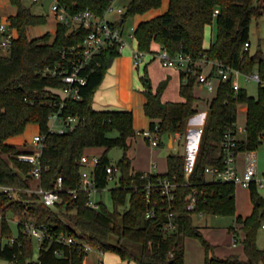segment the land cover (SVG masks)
Returning a JSON list of instances; mask_svg holds the SVG:
<instances>
[{
    "label": "trees",
    "instance_id": "obj_1",
    "mask_svg": "<svg viewBox=\"0 0 264 264\" xmlns=\"http://www.w3.org/2000/svg\"><path fill=\"white\" fill-rule=\"evenodd\" d=\"M114 0H59L71 15L85 10L93 11L103 18ZM17 13L9 18L10 25L17 29L18 38L9 54L0 52V185L21 189L20 200L0 192V213H20L29 209L38 224H45L51 238L40 245L37 261H33L36 243L22 233L18 226L17 242L7 239L13 235L11 224L2 225L5 240L0 250L2 261L14 264H84L88 254L79 244L65 245L57 242L61 234L85 240L98 250L118 254L130 264H185L186 239L197 238L205 249L206 264H264V248L258 245L259 231L264 225V197L258 192L257 182L249 190L254 204L253 212L246 218L237 217L245 259L233 254L216 256L213 246L195 224L194 216L202 214L235 216L236 184L221 180H210L206 169L225 168L222 141L226 133L237 132L239 109L247 108L246 138L238 140L235 151H257L264 138V51L261 47L251 52V27L254 19L264 15V0H170L169 9L135 29L137 49L155 54L154 44H159L170 57L189 55L194 62L200 60L221 62L244 75L258 73L260 77L257 97L241 86L236 91L233 81H220L216 95L210 102L209 114L201 136L194 169L187 175L185 156L171 153L167 157L168 170L164 174L134 171L128 152L130 140L136 137L134 114L128 110H97L94 107L95 93L102 85L113 60L122 54L112 46L95 55L83 71L87 77L80 86V99L61 98L59 91L65 83L58 73L45 74L48 68L71 67L70 62L81 58L82 44L89 29L58 23L55 33L47 32L40 37H31L30 29L46 25L48 16L36 14L24 0H10ZM163 0H131L126 5L122 21L116 24L122 30L130 18L159 9ZM1 23V18H0ZM217 24V34L209 47L204 44L208 26ZM76 48L73 52L71 49ZM140 66L137 67L139 71ZM201 68H197V73ZM184 80L180 94L183 102H164L162 96L169 79L162 81L156 89L149 79L147 65L143 80V93L147 98L145 114L151 119L150 128L157 125L161 137L180 134L184 136L190 119L196 114L198 97L195 88L198 74L181 72ZM63 115L77 116L78 126L64 134L49 130L50 116L60 109ZM30 124L40 127L44 137L41 161L44 170L41 186L55 187L59 177L63 178L64 190L60 201L47 206L35 193L31 171L33 165L20 161L17 156L30 151L8 141L23 135ZM117 132V136H112ZM160 141V145H162ZM105 148L96 167L98 187L103 191L109 184L107 168L116 166L113 173L118 185L112 189L114 209L104 203L99 208L89 205L90 195L79 191L82 166L81 158L91 148ZM120 147L122 158L115 164L108 157V150ZM169 179L177 185L175 201L170 209L162 203L155 186L161 179ZM152 185L151 189L148 186ZM78 190L77 197L69 191ZM158 201L155 214L147 217L153 207L148 193ZM196 192V208L188 210V196ZM129 199V205L126 206ZM126 206L123 210L121 207ZM173 213L178 223L177 230L166 232L164 227ZM230 231L237 232L232 227ZM60 253V254H57Z\"/></svg>",
    "mask_w": 264,
    "mask_h": 264
},
{
    "label": "built area",
    "instance_id": "obj_2",
    "mask_svg": "<svg viewBox=\"0 0 264 264\" xmlns=\"http://www.w3.org/2000/svg\"><path fill=\"white\" fill-rule=\"evenodd\" d=\"M33 3H40L43 0H31ZM129 2L131 0H128ZM109 12H116L119 15V19L115 22H111L107 19ZM126 12V6L119 7L116 5L115 1L108 8L105 16L103 18L98 17L93 11L85 10L81 13L71 15L67 11L66 7L62 5L59 0H53L51 5V14L53 15L56 23L69 24L77 27H83L90 30L89 35L82 44L81 58L71 61V67H55L54 69L48 68L45 70V74L50 73L57 75L58 73L62 77L65 83V88L59 91L61 98L66 100L68 98L80 99V86L84 85L87 81V77L83 75V71L87 68V65L92 61L95 55L101 53L105 49L117 46L119 52L122 54L125 48H128V42L125 37L124 30L117 26V22L122 20L123 14ZM134 32L129 34V37L135 38V29L132 28ZM18 38L17 29L13 28L9 21L0 23V52L5 55L9 52L14 41ZM251 47L248 43L246 48ZM73 52L76 48L71 49ZM147 53L139 51L137 48H132L133 62L136 67L141 66L147 57ZM158 57L162 60L164 66L176 67L186 73L198 74L197 83L198 85L205 86L210 91L216 89V76L220 81H233V87L236 91L241 88V78H245L247 81L254 80L260 82V77L258 73H253L251 75H244L238 70H234L231 67L216 61H207L205 59L194 62L189 55L179 54L176 57H170L167 51L162 50L158 53ZM205 61L206 64L212 66V73L206 74L201 70L197 73V68L199 63ZM65 106V102H62L60 109L54 112L49 118V130L53 133L64 134L66 132L73 131L79 124L80 119L77 116H66L62 113V108ZM137 134L141 135L143 139L148 142L152 147H159L161 141V134L159 126L155 128H148L142 130ZM43 140L44 137L38 133L33 139V149L30 151L21 152L17 158L25 163H30L33 165L31 171V176L34 181L33 186L28 189L29 193H35L39 196L40 201L47 206L56 205L61 199V192L64 190L63 178L59 177L55 183V187L47 189L42 187L41 180L42 175L46 167H44L41 161V155L43 150ZM238 140V130L237 132L230 131L225 134L222 141V153L224 156L225 168L223 170L215 167H208L206 169L207 175L211 176V180H221L223 182H232L236 185H240L244 188L249 189L252 182H257L259 188H264V170L259 173L258 170L253 166H248L244 171H241L238 167L237 161L239 154L236 153L235 148ZM99 155L96 154H84L81 158L80 164L82 166L81 179L79 191L88 193L91 197L89 205L93 208H99L100 204L95 202L93 196L95 193L101 190L98 187L96 179V167L100 161ZM195 164V163H194ZM194 164L187 162L186 172L190 175L194 169ZM113 173H119V169L116 166H109L107 168L108 180L115 181L117 178L114 177ZM261 175V177H260ZM118 181V180H117ZM153 186L149 185L148 189ZM159 193V197L162 203H167L172 208V205L176 197L177 185L171 180L165 178L158 181L155 186ZM21 189L0 185V192L7 193L14 200L19 201V191ZM78 190H70L69 192L77 197ZM148 201H152L153 207L149 210L147 217H151L155 214L156 207H158L159 202L153 201L151 199L150 192L148 193ZM196 192H193L188 196V210L194 211L196 208ZM17 213H14V215ZM21 216L15 217L16 224L22 226V233L33 240L39 246L46 240L51 238L49 228L45 224H38L35 216L31 214L29 209H25L20 214ZM201 215V214H200ZM14 218V219H15ZM7 221L12 224V219L8 214L0 213V250L3 246L4 239L2 237V225L3 222ZM178 223L175 220L174 214H169V221L164 227L166 232H173L177 230ZM264 229V225H263ZM19 235V234H18ZM18 235H12L8 240L10 244L17 242ZM57 242L65 245L79 244L83 250L88 254V256L97 251L100 254L104 252L98 250L90 243L85 240L61 234L57 238ZM60 254V253H57ZM87 256V257H88ZM103 264V263H100Z\"/></svg>",
    "mask_w": 264,
    "mask_h": 264
},
{
    "label": "rangeland",
    "instance_id": "obj_3",
    "mask_svg": "<svg viewBox=\"0 0 264 264\" xmlns=\"http://www.w3.org/2000/svg\"><path fill=\"white\" fill-rule=\"evenodd\" d=\"M53 0H44V6L38 5V3H33L31 0H24V3L27 6H32L34 8V11L36 12H41L44 14L50 13L51 14V5H52ZM122 1V2H121ZM119 6L126 5L129 3L128 0H121ZM6 0H0L1 4H4ZM169 2L170 0H163V5L159 9H153L147 13V20L153 19L163 13H165L169 9ZM168 3V8L165 10L166 4ZM164 11V12H162ZM116 16V12H109V18L114 19ZM141 16H136L134 18H130L127 20L126 25L124 27V33L126 40L128 42L129 48H125L123 51V56H129L131 55V50L134 46V48H137V41L136 38H131L129 37V34L134 32L132 28L136 29L137 23L136 20L140 18ZM54 27V23L51 21L47 25H42L39 26L38 28L31 29L30 35L31 37H37L40 34H44L48 30L52 29ZM53 33V32H52ZM217 34V24L214 23L213 26H208L205 31V40L204 44L206 47H209L212 38ZM261 47L264 51V15L260 19H254L252 23V30H251V52L254 53L257 51V49ZM9 52L5 53V55H8ZM146 62L140 66L139 71L136 70V86L137 88L143 87V80L142 76L144 75L145 71V66L149 63V67L152 70L151 75L149 74V79L151 81L152 86L155 84L157 85L156 82L157 79L161 74L164 73L166 68L163 66L159 58H156L154 60H151L150 57L145 60ZM152 66V67H151ZM110 70V67L108 71ZM107 71V73H108ZM241 85L243 88H245L248 93L252 96L257 97L258 91H259V82L250 80L247 81L245 78H241ZM101 86L95 93V98L98 97L99 92H100ZM195 91H200L202 95L206 96H213L214 94L216 95V92L209 93L206 90L202 89L199 90V86H196ZM205 117L202 118L204 120V127L206 120L208 118L209 110H206L204 112ZM201 120V117H199ZM246 121H247V112L240 107L239 109V114H238V122H237V128H238V138L240 140H244L246 138ZM202 126V125H201ZM33 126H29L24 133V141L25 143L22 146L27 147L28 150L33 149V139L36 135L35 129H33ZM204 129V128H203ZM118 133L115 132L112 134V136H117ZM193 136L195 144L198 146L200 145L201 141V136H202V130L200 128L199 131L192 133L190 132L189 136ZM168 137H165V142L166 146L163 148L160 147H152L148 142H146L143 137L139 134L136 135L135 138L132 140V147L131 151H133L134 156H137L138 159H140L142 162H150L151 159H154L156 157L155 155L158 156L157 158L159 161H161L165 155L168 153ZM186 137L183 140V143H181V146H177L175 150H173V153H185L186 152V147H185V142ZM261 147L253 153V155L250 152H241L238 156V161L241 165L248 163V161H251L252 158H254L255 164L258 167V170L260 173L263 172L264 170V138L262 141ZM105 148L99 147L96 148V150L89 152V154L92 153H98L96 155H102L105 152ZM108 157L112 161L113 164L117 163L123 156V149L120 147H114L110 150H108ZM130 154V152H129ZM132 155V154H131ZM261 177V175H260ZM208 179H211V176H208ZM118 185L117 180L109 182L108 186L100 192L95 193L93 196V199L95 202L101 204L104 203L110 210L114 209V203H113V197H112V189L116 188ZM250 190L247 188H244L240 185H236V215L235 216H220V215H211V214H202V215H195L194 216V221L197 226L201 228V231L204 235V237L213 245L215 246V255H218V251L222 252L226 248H232L234 249L235 252H242L244 251L243 249V244L242 240L244 237V234L242 231H240V225L237 222V217L238 215L240 216H246L248 215L249 211L253 209L254 204L251 199V194L249 193ZM259 194L264 197V188H259L258 190ZM129 205V199L127 200L126 206ZM126 206H123L120 208V210H123ZM239 206V208H238ZM20 213L13 214V213H8V216L10 219H12V230H13V235H18V226L16 224V218L21 216ZM15 218V219H14ZM234 227L236 228V237L239 240V243L237 247L232 246V241H233V235L230 231V229ZM235 236V235H234ZM258 245L260 248H264V229L262 228L259 231V237H258ZM39 248L40 246L38 244L35 245L34 249V254H33V261H37L38 256H39ZM109 253V254H108ZM186 253L188 256V261H194V264H198V261L202 262V259L204 260L206 257L205 249L201 243V241L197 238H187L186 239ZM111 254V255H110ZM244 254V253H243ZM91 259L94 260L96 264H98V259L96 253L92 252L91 254ZM117 258L122 260L121 257L113 252H106V255H104V260L105 264H112L113 261H117ZM224 258V257H223ZM123 261V260H122ZM132 263V262H131ZM135 263V262H134ZM1 264H14L13 262L9 261H2ZM123 264L124 261H123ZM203 264V263H202Z\"/></svg>",
    "mask_w": 264,
    "mask_h": 264
},
{
    "label": "crops",
    "instance_id": "obj_4",
    "mask_svg": "<svg viewBox=\"0 0 264 264\" xmlns=\"http://www.w3.org/2000/svg\"><path fill=\"white\" fill-rule=\"evenodd\" d=\"M114 1H115L116 5H118V4H120L121 0H114ZM44 3L45 2L43 0L40 3H38V5L40 4V6L43 7ZM126 5H124V6H126ZM121 6L122 5H120L119 7H121ZM31 8H32V11L36 14H44L41 12L34 11V8L32 6H31ZM167 8H168V3L166 4L165 10H167ZM162 12H164V11H162ZM16 13H17V8H16V6L11 4L10 0H6V2H4V4L0 3L1 22H7L9 20V18L11 16L16 15ZM44 15L48 16V23L47 24H49V22H51V21L54 23V27L52 29L48 30L47 32L55 33L57 23H56L53 15L50 13H47ZM146 15H147V13L144 15H138L141 17L136 20L137 26L139 23L147 20ZM107 19L110 20L111 22H115L119 19V15L116 13L115 18L110 19L109 14H108ZM38 27L39 26L32 27L31 29L38 28ZM31 29H30V31H31ZM251 30H252V27H251ZM47 32H45L44 34H46ZM44 34H40L37 37H40ZM132 48H134V46ZM132 48H130L131 55H129V56L121 55V56H119L113 60L112 64L110 65V70L106 74L104 81L101 85L99 95L97 98H95L94 107L97 110H128V111H132L134 114V128L137 132H140L142 130H146V129L150 128L151 119L149 117H147L145 114L144 107H145V104L147 102V98H146L145 94L143 93V87L137 88V86H136V70H137V67L134 65V62H133ZM153 50L156 53L155 54H148L146 59L149 57L151 60L159 58L158 53L160 51H162L161 46L159 44H154ZM160 61L162 63L161 59H160ZM164 67L166 68V70L164 71L163 74H161L159 76V78L156 81L159 83H157V85L154 84L153 88L156 89L162 81L169 79V85H168L167 89L164 91V94L162 96V100L164 102H183L184 98L180 94V88H181V85L184 81L182 79V75H181L182 70H180L176 67H168V66H164ZM199 67L206 74L212 73V71H213L212 66L209 64H206L205 61H201L199 63ZM147 70H148V73L151 75L152 70L149 67V63L147 64ZM215 78H216V89L215 90L210 91L205 86L197 85V86H199V90L204 89L207 92L214 94L216 92L218 84H219V80H218L217 76ZM195 94L198 97V101L195 104V108H196L197 112L190 119L186 134L184 136H182L180 134H175L172 136L171 135H165V136L161 137V141L163 144L160 145L159 147L163 148L166 146L165 137L169 136L168 137V149H169V151L161 161H159V159L157 158V156H158V153H157V155H155L156 157H154V159H151L150 162L144 163L140 159H138L137 156L133 155L135 153H133V151H131V148H130V150H129L130 154L128 152V155H129L130 159L132 160V168L134 171H140V172L152 173V174H164V173H166L168 170V165H167L168 155L173 153V150H175V148H177V146H179V147L181 146V143H183V140L185 137H186V140H185L184 144L186 147V152L185 153H179V154L185 156L187 159V162H189L190 164L195 163L200 145L198 146L197 144H195L193 136L192 135L189 136V134L191 131H192V133L199 131L200 128H201L202 133H203L205 121L202 120V118L205 117L204 112L206 110H209L210 102L213 99V97L215 96V94L213 96L202 95V93L200 91H197V92L195 91ZM241 108H243L245 111L247 110V108L245 106H242ZM199 117H201V120L199 119ZM29 126L34 127L33 129H35L36 134L40 133L39 125L30 124V125H28V127ZM23 136H24V134L17 136V137H14V138L10 139L8 142L11 144L21 146L25 143ZM132 140H130L131 147H132ZM94 150H96V148L88 149L86 151V153L89 154V152L94 151ZM254 152H250V153L253 155ZM92 154H98V153H92ZM237 164H238V167L241 171H244L248 166H253L258 170V167L255 164L254 158H252L251 161H248V163H246V164L241 165L239 163V161H237ZM258 172H259V170H258ZM238 208H239V206H238ZM252 212H253V209H251V211H249V213H247L248 215L242 216V217L246 218L249 215H251ZM238 216H240V215H238ZM231 233H232L233 238H234L232 241V246L237 247L239 240L237 239L236 233L234 231H231ZM94 253H96V255H97L98 264H100V263L105 264L104 255H106V253L100 254L97 251H95ZM243 253H244V251H242V252L238 251V252L234 253V249H232V248H226L222 252H220V250L218 251V255H220V257H227V256H230L233 254H238L241 256L242 259H245L246 257H245V254H243ZM124 263L128 264L127 262H124ZM202 263L206 264L205 259L204 260L202 259V262L198 261V264H202ZM84 264H96V263L94 262V260L91 259V255H89L86 258ZM112 264H123V261L117 258V261H113ZM130 264H136V263L132 262ZM185 264H194V261H190V262L188 261L187 253H186Z\"/></svg>",
    "mask_w": 264,
    "mask_h": 264
},
{
    "label": "water",
    "instance_id": "obj_5",
    "mask_svg": "<svg viewBox=\"0 0 264 264\" xmlns=\"http://www.w3.org/2000/svg\"><path fill=\"white\" fill-rule=\"evenodd\" d=\"M122 21V20H121Z\"/></svg>",
    "mask_w": 264,
    "mask_h": 264
}]
</instances>
